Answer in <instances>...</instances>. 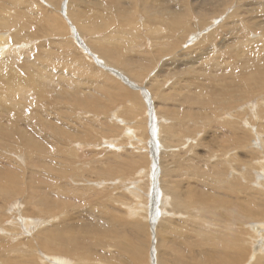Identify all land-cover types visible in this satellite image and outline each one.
<instances>
[{
  "label": "rangeland",
  "instance_id": "374dc122",
  "mask_svg": "<svg viewBox=\"0 0 264 264\" xmlns=\"http://www.w3.org/2000/svg\"><path fill=\"white\" fill-rule=\"evenodd\" d=\"M227 1L228 0H169V4L174 8L183 7L187 9L188 12L182 16H176L167 14L163 9L157 16V19L159 23L163 21L169 23V27L165 25L154 28L148 19V13L145 8L148 6L154 8L163 7L166 0H103L98 3V6L95 4L96 0H0V13L2 10L5 11V13H13L14 10H16L15 8L19 7L21 9L26 8V13L30 12V14H33L35 17V19L31 18L32 16L30 18H24L25 21L30 23V30L24 28L21 30L20 27L17 26L11 27L9 31L3 30L4 32L8 31V34L11 32L10 38L13 43L15 42V46L24 54L20 57V61L18 62L19 65L24 64L23 66L29 67L28 75L32 77V79L35 78L39 72H44L47 67L51 70V73H57L54 77V80L58 82L57 85L54 80H51V88L35 86L36 88H40L45 96L40 95L38 90H32L33 88L30 89L28 98L23 104L26 112L28 108H31L29 112L32 113L34 108L38 109L44 107L47 109L46 112L50 114V121L55 122L56 120H61L64 124H61L63 127H68L70 125L69 129L75 131L78 138L80 137V139L77 138L76 140L81 141L85 138L86 141L92 144V146H90L91 148H93L94 145L101 144L102 136H104L103 134H107L114 138L118 136L121 137V134L120 132H110L108 130H105L103 133L102 130L91 125V123H86L90 121L89 118H84L86 117L85 112H88L86 111L87 108L91 110V115L93 113L97 114L99 119L105 122H109V119H107L105 115L114 107H121V114L126 118L131 119L138 116L137 125H140L139 135L145 138L149 144L152 140L155 142L154 135L152 137L151 132L155 129L153 127L154 122L158 121L152 118V115H157L156 117H159L160 121H162L161 117H165L169 119L171 123L176 122L174 116H182L181 119H184V121L181 125L177 123V126L179 125V127L182 128L178 136L179 138L180 136L183 137L180 142H184L185 144L180 146L182 148L181 152L186 151L187 155H180L184 158L187 157V161L197 163L196 166L199 165L203 168L202 172L195 174H192L195 171L191 168H188V171L184 170L181 172L177 169L174 177H165L163 172L167 167L166 165L172 169L176 168L177 163L174 162V158L179 159V156L164 152L165 155L162 153L164 155L163 158L161 154H157L156 158H152V155L144 152V158H140V162L142 163H139L138 169H121L113 173L100 174L97 172L102 168L100 166L102 162H98V160L102 159L100 155L102 149H91L87 145L88 149H86L87 147L84 149L78 148L80 150V154H78L79 160L72 161V158L67 153H62L58 150L60 149L59 147L64 149L65 146L63 144L60 145L58 143L56 147V144L40 140L45 146L46 151L41 158L42 165L45 167L42 170L44 172H49V174H47L48 178L43 180V182L49 185L50 180L53 179L57 187L55 191L57 194H60L59 197H56V193L51 191L48 193V196L56 201L67 200L72 202L68 209H62L60 206L58 208L59 210L56 208L55 211L53 210L51 212L52 214H60L62 210V214L70 217V222L72 224L70 232H72L76 238V242L79 244V252L75 249L67 251L64 256L66 259L72 258V261L80 264L79 259L84 251L82 249L83 246L86 251H88L87 248L89 247L88 252H90L88 259L84 257V264H151L150 256L153 250L157 258L164 257L169 264H175V260L178 257L190 258L193 253L192 250L199 254V247H191V244L197 240L196 233L188 230L187 234H184L181 232V230L185 231L184 229H177V227H179L177 226L178 223H183V220H187L183 225H190V222L195 218L194 216L188 218L185 206L188 205V202H192L193 206H191L190 209H193L195 214L198 215H196V226H201L200 222H204L208 224V230H212V228L216 229L219 225H224V228L232 225L236 229L238 224L240 229H249L248 225L264 221V209L261 211V209L256 208V210H254L258 213L256 218L244 222L245 220L239 221L235 217L227 218L220 209L212 208L214 206L213 204H217L218 198L226 196L231 198L228 192L215 182V179H217L215 177L217 168H215L214 165L217 158H223L228 161L230 155H236L240 163L254 164L249 158V150L242 146L238 148L240 143L234 139L233 134L230 132L228 126L229 121L235 111L239 112V121L241 119L244 120V118H251L248 114L250 110L247 112H243L242 110L250 108V106L256 103H264V90L257 92L249 91V95L248 93L244 94L243 92H238L239 94H237V97L231 96L233 90L229 93L222 92L220 86L214 81L215 79L211 75H216L217 73H213L207 69L212 65H218L220 63L223 66L224 64L230 65L231 61L235 66L237 58L243 56L247 61V58L251 57L253 52L257 53L259 57H263V54H261L263 51L260 46L256 45L249 47L248 45L249 41L257 36L253 34L247 35L246 32L247 26L251 25V21L264 19V12H255V7L252 5V3H260L264 7L263 2L232 0L230 3H226ZM65 2H69L68 8L65 7L66 9H63L62 4ZM213 6L216 7V12H213ZM82 10L89 11L87 13L89 15L86 17H77L79 13L84 15ZM75 11L76 13H74ZM181 17L186 23L183 28L179 24ZM220 17H223L222 21H220ZM251 17L258 19H251ZM38 18L39 20L46 18V27L38 23ZM70 20L76 23L75 25L78 27L82 26V23H84L85 27L82 26L79 30L81 33V41L72 35L73 31H71L72 27H70ZM217 21L219 23H217ZM208 26L212 27L201 37L200 34L203 32V29L207 30ZM47 27H56L58 30L55 32L49 31ZM13 28L22 31L21 38L16 37V29ZM260 32L261 31H259V33ZM26 36L30 37L28 41L34 44V49L30 51L31 54L28 50L22 48V45H25L24 39ZM83 45L95 54L99 52L103 56V59L107 61L108 68H114V73L98 65L97 59L95 60L90 57V53L88 54L84 51V48H82ZM240 48H242L243 51H240L236 57V54L233 53ZM40 52L41 58L43 60L46 58L45 62H42V65H40L39 62V54L37 55V53ZM26 56L28 58L25 59L34 61L32 65L22 63L25 59L22 60L21 58ZM218 61L220 62L218 63ZM122 62H127L128 65H122ZM247 62L250 63V60ZM101 64L107 67L104 63ZM44 65H46L45 69L43 67ZM156 67L158 70L148 77V80H145L153 68L155 69ZM239 71L242 70L238 69V72ZM66 73L70 74L69 76L67 75L69 79H67ZM115 73H120L119 75L122 74L125 80H121ZM224 77L225 76L221 78ZM106 78L108 79L107 82ZM2 79L3 76H0V81ZM66 80L74 81L72 85H75V83L77 84L75 88L72 87V85H68L67 88L74 90L77 88L76 90L80 91L78 93L74 92V90L65 91L66 87H64V85H67ZM86 80L88 82H85ZM129 81L135 82L136 85H131ZM201 81H204L202 84L206 86L198 88L199 86H196V82L201 83ZM69 84L71 83L69 82ZM56 87L62 88L56 89ZM98 87H101V92H105V94L94 92ZM2 91H7L4 85H0V92ZM48 98L56 100L58 102V108L55 109L52 102H48ZM111 98L113 102L116 103L113 104L110 100ZM129 99H132L135 109L127 105V100ZM101 106H103V108ZM224 106H226V108L223 109ZM102 109L105 112H102ZM2 113L3 112L0 111V119L3 120V122L0 123V131L7 130L8 134L0 132V152L5 151L4 147L12 146V153L14 155L8 156L13 159V165L18 166V157L16 155L20 154L23 159L28 158V154L26 153L27 145L21 144L19 135H17L18 133L16 132L13 134V130L10 129L7 123L8 119H13L14 114L11 113L7 115L4 113L2 115ZM27 114L28 113L25 112H19L16 117H21L19 120L28 119ZM252 114L253 118H256V115L254 113ZM39 115H41V113ZM29 116H31V114H29ZM68 117H72L73 121ZM187 117L192 119L196 118L199 122L196 123L195 121H191L192 119L188 120ZM79 118H83V120ZM185 118H187L188 121ZM30 123H32V121ZM66 123L69 125H65ZM74 124L77 129H73ZM159 126L158 132L156 133L160 134L162 137L161 128H159ZM254 127L257 128L259 125L256 123ZM120 130L123 131V129ZM82 132H84V134ZM186 137L188 138L187 140ZM243 141L244 140H242V143ZM122 142L126 146V149L122 153L126 155H128V152L138 153L137 150H140L131 147L130 143H132V141L126 137H122ZM82 143L85 145L84 142ZM255 143L256 141H253L252 144ZM179 144L176 147H178ZM74 145L75 144H73V146ZM158 145H161L160 142ZM48 146L51 147L50 150H48ZM158 147L161 152L160 147L162 146ZM149 148L152 152L151 145L148 146V151ZM162 148L164 151L166 150L164 147ZM254 148H256V146H254ZM171 149L173 150L175 148L171 147ZM229 149L232 150H230L228 154L222 156L223 151ZM153 150L158 153L157 148ZM176 150L177 151L174 153L180 152L178 148H176ZM112 151L113 150H110L109 152ZM254 152H257V155L254 157L256 161L255 164H257L258 161L259 163L262 161L264 162V158L261 155L262 153L256 150ZM110 155L111 154H109V156ZM110 158L114 157L110 156ZM79 161H83L86 164L80 166L81 162ZM103 161L105 162L107 159L103 158ZM225 163L227 166L226 172L228 178L230 180L235 179L238 175H236V172L232 173L234 162L231 164H229V162ZM0 164L2 165L1 160ZM62 166L70 168V170H64ZM73 166L75 168H73ZM140 167L149 170V176L146 177V183L144 182L145 186L143 188H149L147 191L145 190V198L148 197L149 199L146 205V207L148 206V210L146 208L147 211L143 214L146 219H131L129 217V213L126 212L127 209L120 204V202L118 203L116 201V197L122 191L115 189V186H113L114 184H108L102 189H99L95 187L96 184H91L94 186H86L80 183L74 185L73 183H68V181L62 177L63 175H67L69 179L74 178L81 183L86 180H93L95 183H98L99 179L104 181L108 179L107 181H110L118 179L115 177L119 175L126 177L123 178L124 180H136L137 177H139L138 171L141 170ZM241 167L242 166H240V168ZM252 167L254 170L256 169L254 165H252ZM54 168L56 169L53 170ZM28 175H30V173L24 174L23 178H27ZM36 180H38V178H36ZM157 182L159 183L155 187L154 184ZM257 182V178L253 179L252 176H249V182L247 183H244L243 179L241 180V184H248V186L252 187L255 186H253V184H258ZM64 183H67L69 190L73 191L70 196H68L67 191L58 188H61V185ZM80 188L81 191L78 193L77 197V195L75 196L74 190H79ZM154 188L156 189L155 191L153 190ZM123 193H126V198L123 197L124 199L121 198L122 200L128 199L131 202H136V199H133L130 194L125 191ZM150 193H155L156 195V197H154L155 206L158 208L156 215L151 213L154 202L152 200L153 198L151 199L150 197ZM164 194L174 198L176 209L179 208V204L184 206L183 216L186 217L185 219L180 220L179 218L183 217L176 215L177 217L175 218L179 220L174 221L168 219L171 216H162V211L166 212V209H168L169 212H173L171 204H169L170 206L166 205V207L168 206L169 208H165V205L160 201L161 196ZM232 194L235 195L234 201L246 203L250 198V193L246 195L240 188H238V190L236 189ZM178 195H180V198H178ZM258 195L254 198L263 200V198ZM199 197L204 199V205L211 207L207 208L198 204L195 199ZM22 200L23 197L21 198V196L10 198V200H4L6 203L4 207L8 208L9 204H21ZM143 203L144 202H141L139 206H142ZM28 207L30 208V206ZM38 215L42 220L46 217L41 212H39ZM155 217H158V219ZM219 217L221 220L215 222ZM152 218H155L158 224L156 223V225L152 226ZM63 220L64 217L58 222ZM136 223H139L141 226L138 229L135 228L136 231H133L135 229L132 230V227L133 225L135 226ZM128 224L131 227L130 232L126 230L129 228L128 226L127 228L124 227V225ZM167 226H175V229H166ZM48 227H52V225L50 224ZM158 227H160V231L157 230ZM101 229L103 230L102 232ZM122 231H124V233ZM36 232L37 231H29L27 236L31 238L33 235L35 236ZM249 232H251L250 229ZM262 232L264 233V229ZM94 237L95 240L100 243L93 244L95 247L87 245L86 241L90 243ZM120 238L122 243H128L132 247L128 250H121L119 245L113 246V243L120 240ZM190 238L191 240L193 239L191 243V240H189ZM263 238L264 235H260L259 241H264ZM109 243L111 245H109ZM185 243L188 244L186 245ZM10 245L11 243H6V247ZM151 246L153 250H151ZM185 246H188L189 249L187 250ZM190 247L192 250H190ZM204 247L206 248L208 246L205 245ZM95 250L100 252V257L94 255ZM137 251H139V253ZM117 254L118 256L116 257ZM201 256L204 255L200 254L197 260L199 261L200 259L203 263L205 259ZM111 258L113 262H111ZM36 260L38 261L37 258ZM216 260H218V258H216ZM246 262L247 260L241 264H246Z\"/></svg>",
  "mask_w": 264,
  "mask_h": 264
},
{
  "label": "bare ground",
  "instance_id": "6f19581e",
  "mask_svg": "<svg viewBox=\"0 0 264 264\" xmlns=\"http://www.w3.org/2000/svg\"><path fill=\"white\" fill-rule=\"evenodd\" d=\"M100 1L102 2L103 0H96L95 4L98 6V3ZM231 1L232 0H228L226 3L228 2L230 3ZM253 1L254 2L262 1L264 4V0H253ZM68 4L69 2L63 3L62 4L63 9L68 8ZM252 5H254L255 7V12H264V7L260 3H252ZM163 7L160 6L158 8H154L152 6H148L145 8L146 12L148 13V19L154 28H158V27L165 26V25L169 27V23L165 21H163L162 23L158 22L157 16L163 9H164L163 11H165L167 14L169 15L173 14L176 16H182L188 12V10L183 7L174 8L172 5L169 4V0H166V3L164 4ZM15 9L16 10H14L13 13L11 12L5 13V11L3 10L0 13L1 14L0 16V76H3V79L0 81V85L1 86L4 85L7 89V91L0 92V111L3 112L2 115L4 113L7 115H10L11 113L14 114L13 119H8L7 123L10 126V129L13 130V134L16 132L18 133L17 135H19L21 144L27 145L26 153L28 154V158L23 159V157L20 154H17L16 155L18 157L17 165L20 166L18 167V166L13 165L14 164L13 159L10 156H8V155H12V156L14 155L12 153V146L4 147L5 151L3 150L4 152H0L1 153L0 160L2 162V165L0 164V264H78V262L76 263L75 261H72V258L66 259L64 257L66 252L70 251L71 249H75L79 252L78 250L79 244L76 242L75 236L72 234V232H70L72 228L70 217H67L64 214H62L63 213L62 210L60 211V214L51 213L53 210L55 211L56 208L57 210H59L58 208L60 206L62 209L70 208L72 202L67 201V200L56 201L48 196V193L51 191H54L56 193V197H59L60 194H57V192L55 191L57 187L55 186L56 183H54L53 179L50 180L49 185L43 182V180L48 178L47 174H49V172H44L42 170L45 167L42 165L41 158L44 155V152L46 151H45V146L40 142V140L56 144L55 145L56 147L58 146L57 145L58 143L60 145L63 144L65 146L64 149H61V147H59L60 149L58 150L62 153L63 152L67 153L72 158V161L79 160L78 154H80L79 152L80 150L78 148L84 149L87 146L91 148L90 146H92V144L86 141L85 138L81 140L82 142L85 143V145H83L81 141L76 140L78 138L77 133L69 129L70 128L69 124L66 123L65 125H69V126L63 127L61 125L63 124L61 120L59 121L56 120L55 122L50 121L49 120L50 114L46 112L47 109H45L44 107H41L38 109L34 108L32 113L29 112L31 108H28L27 112L25 111L23 104H24V101L28 98V93L30 89L33 88L32 90H38L40 92V95L45 96V94L41 91V89L36 88L35 86L51 88L52 86L51 80H54V77L57 73H53V72L51 73V70L48 69L47 67V69L44 72L42 71L39 72L37 76L32 79V77L28 75L29 67L23 66L24 64L19 65L18 62L20 61V57L23 56L24 54H22V51H20L19 48L15 46L16 45L15 42L13 43L12 39L10 38L11 32L8 34V31L11 27H15V26L20 27L21 30L22 28L30 30L31 28L30 23L25 21L24 18H28V17L30 18L32 16L31 18L35 19V17L33 14H30V12L26 13V10H25L26 8L21 9L18 7ZM213 9H214L213 12L217 11L215 10L216 9L215 6H213ZM82 11L84 15L79 13L78 14L79 16L77 17H86L89 15L87 14L89 11L87 10H82ZM74 13H76V11ZM220 18H221L220 21H222L223 17H220ZM251 19H258V18L251 17ZM216 20H219V19H216ZM38 23H40L41 25H45L46 27V18L39 20ZM217 23L219 22L217 21ZM250 23L251 25L247 26V31H246L247 35L253 34L257 37L252 38V40L249 41L248 45L249 47L256 46V45L260 46V48L263 51V53H261L263 54V57H259L257 53L253 52L252 56L247 58V61L250 60V63H248L243 58V56H241L237 58V63L235 66L231 61L230 65L224 64L223 66L220 63L218 65H212L207 68L213 73H217L216 75H213V74L211 75L214 77L215 79L214 81H216L217 84L220 86V89L222 92L229 93L233 90V92L231 93L232 97H237V94L242 93V92L244 94L248 93L249 95V91L257 92V91L264 90V19L253 20ZM75 24L76 23L71 22L70 20V27H72L71 31H73L72 35L81 41V33L79 30L81 29L82 26L85 27V25L84 23H82V26L78 27ZM179 24L182 28L184 25H186L182 17L179 20ZM211 27L212 26H208L207 30L203 29V32L200 34L201 37L202 35L206 33V31L210 30ZM47 28L49 29V31H54V32L58 30V28L56 27H47ZM13 29H16V28H13ZM3 30H8V31L4 32ZM21 30L20 31L19 29L15 30L17 38L22 37ZM259 31L261 32L259 33ZM29 38L30 37L28 36L25 37L24 39L25 45H22L23 46L22 48L28 50L29 53L31 54L30 51L34 49V44L28 41L30 40ZM82 48H84V51L87 52L88 54L90 53L89 54L90 57H92L95 60L97 59L98 65L106 68L111 73H114L113 72L114 68L112 67L108 68L109 66H107V61L103 59V56L99 52H97L98 54L97 55L93 51H91L89 48L85 47L84 45ZM240 51H243V49L240 48L233 54H236V57H237ZM38 54H39L40 65H42L43 64L42 62H45L46 58L43 60L41 58V52L37 53V55ZM259 54H260V50H259ZM25 58H28V57L26 56L21 59L23 60ZM258 58H261V59H258ZM28 60L30 59H25L24 62L22 61V63H28V65H32L34 63V61H31V60L28 61ZM234 61H235V58H234ZM219 62L220 61H218V63ZM101 63H104L107 67H105ZM122 65L127 66L128 63L122 62ZM43 67L45 69L46 65H44ZM238 69L242 71L238 72ZM156 70H158L157 67L155 69L153 68V70L150 72V74H148L145 80H148L147 78L150 77L154 72H156ZM119 74L120 73H115L117 77H119L121 80L124 81L125 77L122 74L121 75ZM67 75L69 76L70 74L66 73V77H68ZM64 76H65V73H64ZM223 76L225 77L221 78ZM67 79H69V77ZM107 81L108 79L106 78V82ZM131 81H129L131 85H136L135 82H131ZM69 82L71 84H69ZM73 82L71 80H68V81L66 80L67 85H64V87H66L65 91L74 90V89L67 88L68 85H72ZM85 82H88V81L86 80ZM203 82L204 81H201V83L196 82V86H199L198 88H201L202 86L205 87L206 85L202 84ZM55 83L56 85L58 84V82L56 81ZM75 85L77 84L75 83ZM75 85L73 84L72 87L75 88ZM61 88L62 87L60 88L56 87V89H61ZM75 90L74 92H77V93L80 91V90L79 91L78 90L75 91ZM94 92L100 93L101 87L96 88ZM101 93L105 94V92H101ZM110 100L113 104L116 103V102H113L112 98ZM48 102H52V104L55 106V109L58 108V102L56 100L52 98H48ZM127 105L135 109L132 99L127 100ZM101 107L103 108V106ZM224 108H226V106H224L223 109ZM146 109H147V106H146ZM248 110H250V113L248 114L251 118H244V120L241 119L239 121L240 119L239 114H238L239 112L235 111L234 114L232 115V118L229 121L228 126L230 128V132L233 134L234 139H236L238 143H240L238 148L242 146V147H246L249 150L250 152L249 158L251 162L254 163L252 165H254L256 169L254 170L252 165L249 163L247 164L240 163L238 159L236 158V155L235 156L230 155L228 161L223 158H217L216 163L214 165L215 168H217L216 169L217 171L215 172V177L217 179H215V182H217L221 188L227 191L231 198H228V196L218 198L217 204H213L214 206L212 207V208L220 209L221 212L227 218L235 217L239 221L245 220L244 222H247L248 220L252 218H256V216L258 215V213L254 211L256 210V208L261 209V211L264 209V162L262 161L259 163L258 161L257 164H255L256 161L254 158L257 155L256 154L257 152H254L255 150L258 152L260 151L262 153L261 154L262 157L264 158V154H263L264 152V103L262 104L256 103L253 106H250V108H247L242 111L247 112ZM86 111L88 112H85L86 117L84 118H89L90 120L86 123H89V124L91 123V125H94L95 127L102 130L103 133L105 132V130H108L110 132L112 131L120 132L121 134L120 135L121 137L117 135L118 137H115V138L110 137L107 134H103L104 136H102L101 144L93 146V148L102 149L100 152L102 159L98 160V162L99 161L102 162L100 163V166L102 168L97 173L106 174V173H113L114 171H119L121 169H132V168L138 169L137 167H139V163H142L140 162L141 160L140 158H144L143 156L144 152H147V154L152 155V158H156L157 154L158 155L161 154V157L163 158V156L165 155L164 152L173 153L175 156L176 155L179 156V159L174 158V162L177 163L176 168L172 169L168 165H166L167 167L165 168L163 172L165 177L166 176H169L170 178L174 177L176 175L175 173L177 169L179 170V172H181L184 170L188 171L189 170L188 168H191L195 171L192 174L202 172L203 170L202 166L200 167L198 165L199 166L198 167L196 166L197 163H191V161H187V157L184 158L180 155V154L187 155L186 151L181 152L182 148L180 146L181 145L183 146L185 144L184 142H180V140L183 137L180 136L179 138L178 136L180 135L179 131H182V128H180L179 125H181V123L184 121V119H181L182 116L181 117L174 116L175 117L174 119H176V122L171 123L169 122V119L165 117H161L162 121H160L159 120L160 118L156 117L157 115H154L155 117L152 115V118H155L156 121L157 120L158 121L154 122L153 127L155 129H153V131L151 132L152 137L154 135L155 142L152 140L151 143L149 144L147 143L145 138L139 135L140 125L139 126L137 125L138 116L136 118L133 117L131 119L124 117L121 114V111H122L121 107H114L108 111V114L105 116L107 119H109V122H105L104 120L99 119L97 114L93 113L91 115V112H90L91 110L88 108ZM101 111L105 112L103 109ZM19 112L28 113L27 114L28 119L19 120V118L21 117H16L18 116ZM40 113L41 115H39ZM252 113L256 115V118H253ZM29 114H31V116H29ZM68 118L71 121H73L72 117H68ZM187 118L185 119L187 120ZM79 119L83 120V118H79ZM190 119L192 118H188V120ZM31 121L32 123H30ZM191 121H195L196 123L199 122L196 118H193ZM254 121L259 125V127L257 128L254 127V125L256 124ZM2 122L3 120L0 119V123ZM166 122H169V123H166ZM177 123H179L178 126H177ZM158 126L159 128H161L160 131H161L163 138L160 136V134L156 133L158 132L157 131ZM73 129H77L75 128V124L73 125ZM120 129H123V131ZM0 132L8 134L7 130L0 131ZM82 133L84 134V132ZM122 137H126L129 140H131L132 143H130V146L135 149L136 148L140 149V150H137L138 153L130 152L131 153L130 154L128 152V155H126L125 153H122L126 149V146L122 142ZM78 139H80V137ZM160 139L163 143L160 141ZM187 139L188 138L186 137V140ZM242 140H244L243 143H242ZM246 141L248 144L246 143ZM253 141H256V143L252 144ZM159 142L161 145H158ZM73 144L75 145L73 146ZM148 144L151 145L152 152L150 151V148L148 151V146H149ZM178 144L179 146L176 147ZM158 146H162L166 150L164 151V149L160 147L161 149V152H160ZM254 146H256V148H254ZM171 147H174L175 149L172 150ZM47 148L48 150L51 149L50 146H48ZM154 148L155 149L157 148L158 153H156V151L153 150ZM176 148L179 149L180 151L179 153H174L175 151H177ZM86 149H88V147ZM108 150L109 151L113 150V151L109 152ZM230 150L232 149L224 150L222 153V156H224L225 154H228ZM108 153L111 154L110 156H113L114 158H110ZM103 158H106L107 161L104 162ZM79 162H81L80 166H83L86 164L83 161H79ZM225 162H229V164L234 162V166H233L234 168H233L232 173L236 172V175H238L237 177H235L236 180L235 179L230 180L228 178V174L226 172L227 166ZM240 166L242 167L240 168ZM62 168L64 170H70V168H67L64 166H62ZM73 168L75 167L73 166ZM55 169L56 168H54L53 170ZM61 172H65V171H61ZM26 173L28 174L30 173V175H28L27 178H23V175ZM138 176L140 178L137 177L136 180H124L123 178H126V177L119 175L115 177L118 179H114L110 181H107L108 179H105V181L99 179L98 183H95L93 180L92 181L86 180L83 183H81L80 181H77L74 178L69 179V176L67 175H63L62 177L65 178L68 181V183H73L74 185H78V183H80V184H85L86 186H94L91 184H96L95 187H98L99 189H102L108 184L110 185L114 184L113 186H115V189H119L122 191V192L119 191L121 193L116 197V201L118 203L120 202V204H122L127 209L126 212L129 213L128 214L129 217L131 219L132 218L133 219H138V218L146 219L143 214H145V211L148 210L147 208L148 206L146 207V205L148 204L149 199L148 197L145 198V190L147 191V189L149 188L147 189H143V188L146 183V177L149 176V170L144 167L141 168V170L138 171ZM249 176H252L253 179L257 178L258 184H253V186L255 185L254 186L255 188L252 186H248V184L246 185L241 184L242 179L244 180V183L249 182ZM36 178H38V180H36ZM158 183L159 182L154 184V186L156 187ZM58 188L64 191H67L68 196H70V194L73 193L72 190H69L67 183L62 184L61 188L60 187ZM238 188H240L242 192H245L246 195L250 193L249 195L250 198L248 201H246V203L242 201H234L235 195L232 193L236 189L238 190ZM153 190L155 191L156 189L154 188ZM74 191H75V196L77 195L78 197V193L81 191V188L79 190H74ZM124 191L130 194V196L133 199H136V202H133V201L131 202L128 199L122 200L126 198L125 197L126 193L125 194L123 193ZM253 194H256V195L259 194L258 196L262 197L263 200L259 198L255 199L254 197L256 195H253ZM150 195H151L150 196L151 199L153 198L152 200L154 202L153 207L151 209V213L156 215L157 214L156 211L158 212V208H156L155 200H154V197H156V195L155 193L153 194L150 193ZM19 196H21V198L23 197L21 204H16V205L9 204L8 208L4 207V205L6 204L4 200H10V198L12 199L13 197H19ZM178 198H180V195H178ZM251 200L254 201L255 203L252 202ZM160 201L163 203V205H165V208H169L168 206L166 207V205H169V204H171L173 207V212L172 211L169 212L168 209H166L167 210L166 212H163L159 208L162 211L163 217L171 216L168 219L169 220L172 219L174 221H177L179 219L182 220L186 218L183 216L184 206L179 204V208L176 209L174 205L173 197H169L166 194H164L161 196ZM175 201H176V197H175ZM195 201L198 204L204 207H207L206 205H204L205 202L202 197L195 199ZM141 202H144V203L142 204V206H139ZM28 206H30V208ZM185 206H186V213L188 215V218L190 216H194L195 218L193 219V221L190 222V225H183L184 222L185 223L187 222V220L186 221L183 220L182 221L183 223H178L177 226L179 227H177V229L178 230H180L179 228L184 229L185 231L181 230V232L184 234H187L188 230L196 233L197 240L193 242L192 241L193 239L191 240L192 236L189 240H191L190 243L193 242L191 244V247L193 246L199 247L200 253L199 254L195 253V251L192 250L190 247V250H192L193 252L190 258L189 257H183V258L178 257L175 260V264H203V263L205 264H241L245 260H247L246 264H264V241H259V236L264 235V233L262 232V230L264 229V221H260L253 225L246 224L248 225L251 232H249L248 228L240 229L239 224L236 227V229L232 225H229L225 228H224V225L223 226L219 225L218 228L216 229L212 228V230H208L207 229L208 224L204 222H200L201 226H196L195 222H196V218L198 215L195 214L193 209L192 210L190 209V207L193 206L192 202H188V205H185ZM209 207L211 206H208L207 208ZM39 212H41L43 215L46 216L44 217V220L40 219L38 215ZM176 215L182 216L183 218L176 219L175 218L177 217ZM62 217H64V220L58 222ZM155 218L158 219V217H155ZM155 218H152L153 221L150 219L152 226L156 225V223L158 224ZM220 220L221 219L219 217L216 219L215 222H218ZM50 224L52 225V227H48ZM127 226L129 228H127ZM140 226L141 225L139 223H136L135 226L133 225L132 230L135 228L138 229ZM124 227L127 228L126 230H128L129 232L131 231V227L129 224L124 225ZM168 228L175 229V226H167L166 229ZM157 230L160 231L161 230L160 227H158ZM29 231H37V232L35 236L33 235L30 238V236H27V233ZM102 231L103 230L101 229V232ZM133 231H136V229ZM122 232L124 233V231ZM6 243H11V245L9 247H6ZM99 243H100L99 241L95 240V237L94 239L90 241V243L86 241L87 245H90L93 247H95V245L93 244H99ZM109 245L111 244L109 243ZM117 245H119L121 250H128L130 249V247H132L128 243H125V242L122 243L121 238L120 240H117L113 243V246H117ZM205 245H207L208 247L205 248L204 247ZM103 246L105 247L104 244ZM152 246H151V250H153ZM185 247H187L186 248L187 250L189 249L188 246H185ZM82 249L84 251L80 255L81 256L79 259L80 264H84L83 263L84 257L88 259V255L90 253L88 252L89 247L87 248L88 251L85 250L84 246L82 247ZM139 251L137 252L139 253ZM200 254L204 255L201 257H203L206 260V261L204 260L203 263L202 261H200V259L199 261L197 260ZM94 255H96V257H100V252L98 250H95ZM117 256L118 254L116 255V257ZM150 257H151V260H150L151 264H169L167 260L164 259V257L157 258L156 254L154 253V250H153V253H151ZM36 258L38 259V261L36 260ZM216 258H218V260H216ZM173 261H174V258H173ZM111 262H113V259ZM118 264H121V263H118Z\"/></svg>",
  "mask_w": 264,
  "mask_h": 264
}]
</instances>
